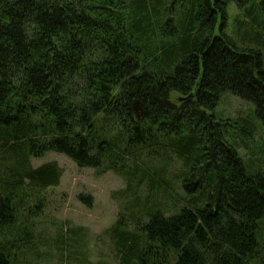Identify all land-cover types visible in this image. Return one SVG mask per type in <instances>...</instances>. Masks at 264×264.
Segmentation results:
<instances>
[{
	"label": "trees",
	"instance_id": "obj_1",
	"mask_svg": "<svg viewBox=\"0 0 264 264\" xmlns=\"http://www.w3.org/2000/svg\"><path fill=\"white\" fill-rule=\"evenodd\" d=\"M232 2L243 17L234 36ZM228 93L254 106L264 130V3L0 0V264L36 252L29 232L13 231L25 199L60 183L57 164L32 166L47 153L149 182L121 214L147 222L112 232L117 264H169L171 253L174 264H264V174L209 116ZM163 151L183 160L191 197L169 217L152 201L158 174L140 159Z\"/></svg>",
	"mask_w": 264,
	"mask_h": 264
},
{
	"label": "rangeland",
	"instance_id": "obj_2",
	"mask_svg": "<svg viewBox=\"0 0 264 264\" xmlns=\"http://www.w3.org/2000/svg\"><path fill=\"white\" fill-rule=\"evenodd\" d=\"M252 1L264 3V0ZM237 5L232 2L227 10L226 30L231 36H234L241 19L243 20ZM241 39H244V34ZM209 116H214V125H221L220 129L225 131L227 141L237 149L245 163L254 166L257 173L264 174V130L257 119L254 106L228 93ZM159 154L161 155L151 157L145 155L140 159L145 169L158 174L157 182L161 183L162 190L157 192L158 196H152V201L157 206L161 205L160 209H164L162 213L169 217L177 213L179 206H186L185 203L190 202L191 197L183 190V180L188 169L177 155L172 153L166 159L168 152ZM48 164H57L61 168L63 176L59 185L35 193L28 202L26 198L25 204L21 205L24 209L20 213L19 222L13 231L16 233L14 236L19 232L21 236L28 232L31 234L36 252L31 255L26 253V264H70V256L78 264L119 263L120 256L115 249L112 232L119 223L123 224L120 227L123 231L138 232V228L147 222L146 214L139 221L135 220L138 225H134L133 219L122 217L121 214L127 204L136 203L137 197L144 199L148 196L149 182L143 180L141 184L131 186L130 178L125 181L111 172L100 175L97 170L81 168L58 153H47L44 157L32 160L34 168ZM140 168L141 164L136 170L138 175ZM165 169L166 172H162ZM139 185L141 186L135 189ZM127 188L133 193H126L122 198L121 194ZM38 197L42 199L40 209L35 207ZM138 203L142 205L140 201ZM69 231L75 232L72 234ZM8 232L7 230L4 235L12 237ZM75 235H78V246L74 245ZM71 239L72 244L69 243ZM63 240L66 242V251L73 246L68 258H63L60 252L59 245L64 243ZM175 256L176 254L171 253L169 264L175 263ZM63 259L64 262H61Z\"/></svg>",
	"mask_w": 264,
	"mask_h": 264
}]
</instances>
